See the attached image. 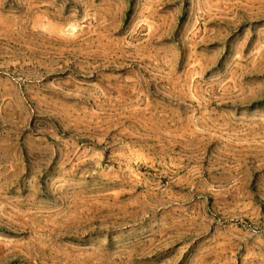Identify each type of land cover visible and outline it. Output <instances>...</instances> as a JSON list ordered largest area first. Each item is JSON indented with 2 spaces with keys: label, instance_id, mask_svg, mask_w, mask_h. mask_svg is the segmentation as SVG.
I'll use <instances>...</instances> for the list:
<instances>
[{
  "label": "rangeland",
  "instance_id": "rangeland-1",
  "mask_svg": "<svg viewBox=\"0 0 264 264\" xmlns=\"http://www.w3.org/2000/svg\"><path fill=\"white\" fill-rule=\"evenodd\" d=\"M0 264H264V0H0Z\"/></svg>",
  "mask_w": 264,
  "mask_h": 264
}]
</instances>
